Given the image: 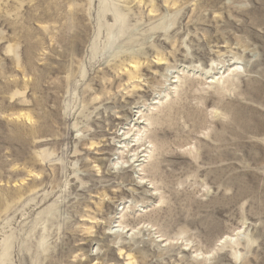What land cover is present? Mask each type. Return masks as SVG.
Segmentation results:
<instances>
[{
    "label": "rangeland",
    "instance_id": "rangeland-1",
    "mask_svg": "<svg viewBox=\"0 0 264 264\" xmlns=\"http://www.w3.org/2000/svg\"><path fill=\"white\" fill-rule=\"evenodd\" d=\"M0 264H264V0H0Z\"/></svg>",
    "mask_w": 264,
    "mask_h": 264
}]
</instances>
